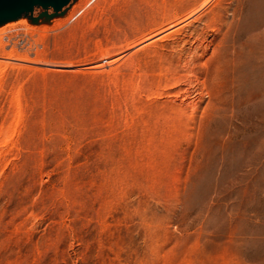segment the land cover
<instances>
[{"label": "rangeland", "instance_id": "rangeland-1", "mask_svg": "<svg viewBox=\"0 0 264 264\" xmlns=\"http://www.w3.org/2000/svg\"><path fill=\"white\" fill-rule=\"evenodd\" d=\"M4 26L0 264H264V0Z\"/></svg>", "mask_w": 264, "mask_h": 264}, {"label": "bare ground", "instance_id": "bare-ground-1", "mask_svg": "<svg viewBox=\"0 0 264 264\" xmlns=\"http://www.w3.org/2000/svg\"><path fill=\"white\" fill-rule=\"evenodd\" d=\"M71 0H29L27 4L19 7L15 12L12 13H1L0 14V35H2L6 29L4 24L8 20H14L19 16L22 11L31 12L36 5H41L44 8L48 6L54 7L56 10H60L63 6L68 5Z\"/></svg>", "mask_w": 264, "mask_h": 264}, {"label": "water", "instance_id": "water-1", "mask_svg": "<svg viewBox=\"0 0 264 264\" xmlns=\"http://www.w3.org/2000/svg\"><path fill=\"white\" fill-rule=\"evenodd\" d=\"M29 0H0V14L15 12L19 7L28 3Z\"/></svg>", "mask_w": 264, "mask_h": 264}]
</instances>
